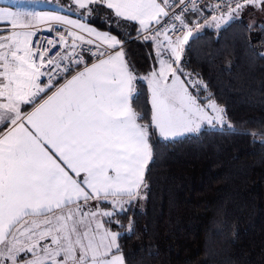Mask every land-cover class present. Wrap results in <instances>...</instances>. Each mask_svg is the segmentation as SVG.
Masks as SVG:
<instances>
[{
    "label": "snow or ice",
    "instance_id": "snow-or-ice-1",
    "mask_svg": "<svg viewBox=\"0 0 264 264\" xmlns=\"http://www.w3.org/2000/svg\"><path fill=\"white\" fill-rule=\"evenodd\" d=\"M66 7L81 18L39 11L30 0L0 6V264H126L113 227L147 187L152 137L174 142L225 123L211 94L201 98L207 85L185 71L186 46L203 29L264 15V0H71ZM101 14L105 30L90 24ZM261 23L248 27L264 32ZM132 32L153 47L158 65L142 78L125 50ZM138 79L150 109L133 106ZM134 234L129 219L127 235Z\"/></svg>",
    "mask_w": 264,
    "mask_h": 264
},
{
    "label": "trees",
    "instance_id": "trees-1",
    "mask_svg": "<svg viewBox=\"0 0 264 264\" xmlns=\"http://www.w3.org/2000/svg\"><path fill=\"white\" fill-rule=\"evenodd\" d=\"M101 20L107 15L90 24L105 30ZM248 25L205 29L186 46L185 71L203 80L208 91L201 98L210 93L231 127H205L174 142L152 137L147 187L116 217L122 226L113 227L126 264H264V57L257 55L264 32ZM150 46L125 48L139 78L155 66L146 58ZM136 87L141 95L133 106L150 109L146 82L138 79Z\"/></svg>",
    "mask_w": 264,
    "mask_h": 264
},
{
    "label": "crops",
    "instance_id": "crops-1",
    "mask_svg": "<svg viewBox=\"0 0 264 264\" xmlns=\"http://www.w3.org/2000/svg\"><path fill=\"white\" fill-rule=\"evenodd\" d=\"M30 2L36 4L37 10H39V11L59 12L62 15L71 16L74 19H80L81 18L77 13L69 11V9L66 7V5L71 2V0H30ZM0 6H9V5H5V4L0 3ZM92 26H94V25H92ZM0 27H4V24L0 23ZM94 27H96V26H94ZM98 29L102 30L100 28H98ZM150 47H151V52L149 51V54L146 56V58L151 64L155 65V67H158V65H156V62L154 60L153 47L152 46H150ZM127 59H129L128 54H127ZM135 74H136V72H135ZM137 76L139 77V75H137Z\"/></svg>",
    "mask_w": 264,
    "mask_h": 264
},
{
    "label": "rangeland",
    "instance_id": "rangeland-1",
    "mask_svg": "<svg viewBox=\"0 0 264 264\" xmlns=\"http://www.w3.org/2000/svg\"><path fill=\"white\" fill-rule=\"evenodd\" d=\"M12 2H14L13 0H0V3L1 4H5V5H10V3H12ZM240 20H244V21H246L248 24H251L253 21H264V15H260V14H258L256 11H252V12H247V13H245V14H242V16H241V18L239 19V20H237V21H240ZM206 29H211V30H215V29H212V28H206ZM203 30H205V29H203ZM202 30V31H203ZM216 31V30H215ZM215 102V101H214ZM216 103V102H215ZM217 104V103H216ZM218 105V104H217ZM220 106V105H219ZM221 107V106H220ZM223 108V107H222ZM224 109V108H223ZM229 123L227 122V120H226V118H225V123L223 124V125H219V124H217V125H214V126H208V125H204L203 127H202V130L203 129H205V127H213V128H219V129H221V128H224L225 126H227V127H229ZM201 130V131H202ZM188 135H193V134H186V135H184V136H182V137H178V138H176V139H180V138H183V137H186V136H188ZM261 141L262 142H264V138H261ZM127 208L129 207V206H126Z\"/></svg>",
    "mask_w": 264,
    "mask_h": 264
},
{
    "label": "built area",
    "instance_id": "built-area-1",
    "mask_svg": "<svg viewBox=\"0 0 264 264\" xmlns=\"http://www.w3.org/2000/svg\"><path fill=\"white\" fill-rule=\"evenodd\" d=\"M204 0H201V3L203 4ZM40 38H50L49 34L47 32H41L39 33ZM131 43H135V44H144V45H149V43H145L143 40L141 39H137L136 36L131 40ZM127 46V45H126Z\"/></svg>",
    "mask_w": 264,
    "mask_h": 264
}]
</instances>
